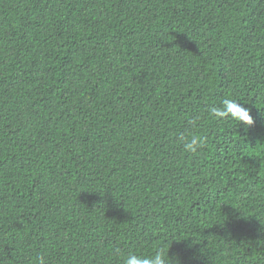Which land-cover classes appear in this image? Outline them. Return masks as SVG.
I'll use <instances>...</instances> for the list:
<instances>
[{"label": "trees", "instance_id": "16d2710c", "mask_svg": "<svg viewBox=\"0 0 264 264\" xmlns=\"http://www.w3.org/2000/svg\"><path fill=\"white\" fill-rule=\"evenodd\" d=\"M161 248L264 264V0H0V264Z\"/></svg>", "mask_w": 264, "mask_h": 264}, {"label": "clouds", "instance_id": "9594fccd", "mask_svg": "<svg viewBox=\"0 0 264 264\" xmlns=\"http://www.w3.org/2000/svg\"><path fill=\"white\" fill-rule=\"evenodd\" d=\"M211 114L217 119H228L239 122V124L251 125L253 123L250 111L241 106L238 101L232 99H225L222 101V107H212ZM184 141L185 151L195 153L201 146V140L198 137H192L190 140H185L183 136L180 137ZM170 258L168 252L163 248L159 249L154 255L149 257H142L136 254H129L123 261V264H169ZM172 264V261H171ZM178 264V262H177Z\"/></svg>", "mask_w": 264, "mask_h": 264}]
</instances>
